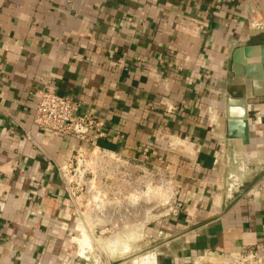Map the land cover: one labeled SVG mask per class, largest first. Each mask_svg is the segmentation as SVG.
Here are the masks:
<instances>
[{"label":"crops","instance_id":"1","mask_svg":"<svg viewBox=\"0 0 264 264\" xmlns=\"http://www.w3.org/2000/svg\"><path fill=\"white\" fill-rule=\"evenodd\" d=\"M257 22L264 0H0V264H83L57 168L97 144L173 174L184 202L164 230L185 256L264 260ZM43 89L79 99L107 136L36 125Z\"/></svg>","mask_w":264,"mask_h":264},{"label":"rangeland","instance_id":"2","mask_svg":"<svg viewBox=\"0 0 264 264\" xmlns=\"http://www.w3.org/2000/svg\"><path fill=\"white\" fill-rule=\"evenodd\" d=\"M97 154L98 152L96 155ZM96 155L92 158H90L89 155L85 160H81V162L75 159L70 166V169H78L86 172L85 176L87 178L86 185H79L78 176L80 173L78 171L76 175H71L70 177L71 187L76 189L77 194L80 195L77 199L83 220L76 235H74V242L77 245V251H80L83 264H213L203 257H187L182 253L180 246L178 249H175V245L168 243L167 239L169 236L166 234L168 231L164 229L171 223L169 222L170 220L168 223H165L170 217L168 211L173 201L169 193L171 184L169 185L164 182V180L160 181L159 176L154 175L150 177L149 172L152 170V166L146 165L145 167L142 163H140L141 165H136L135 163L139 162H135L133 164L131 163L129 168L128 166L127 168L123 166L121 167V171L115 170L114 172L115 174L124 175L129 178L131 185H134V182H137L138 179L142 177V179H152H150V182L152 181L150 183L151 186L147 185L142 187L144 191L149 188H156L153 194V197L156 199L145 200L144 205L148 203V210L150 209L149 211L146 210V213L147 215L149 212L152 214L148 215L149 218L146 219L147 222L145 220L143 223H140V225L139 222L136 221L140 220L143 214L142 211H140L141 216H139V213L137 214L139 216L138 219L136 214H134L135 216L133 214L131 216L126 211L121 210L123 209L122 207H118V210L109 215V222L106 225L93 226L91 220L98 219L99 215L93 213V209H95L92 200L94 191L91 190V186L94 185L97 188H101L105 193L109 192V183L104 184L98 182L99 186H97L94 180H98L99 177H103L104 175L106 176V173L111 170L109 166H106L103 162H99L100 160ZM102 179V181H104V178ZM115 201H117V199ZM106 202L107 201H104V203ZM113 204L115 203H112V205ZM127 215L130 217H127ZM127 218L129 221H127ZM126 222H128V224ZM80 239H82L83 243L80 242ZM179 244L181 245V243ZM216 264L229 263L221 261V263Z\"/></svg>","mask_w":264,"mask_h":264},{"label":"built area","instance_id":"3","mask_svg":"<svg viewBox=\"0 0 264 264\" xmlns=\"http://www.w3.org/2000/svg\"><path fill=\"white\" fill-rule=\"evenodd\" d=\"M226 1L227 0H214L216 5H221ZM253 25L258 28L262 26L264 27V23L259 22L254 23ZM256 112L259 116V121L264 119V106L258 108ZM33 121L36 125L42 128L53 130L63 135L76 137L81 140L90 141L93 142V144L98 139L105 138L107 136L105 121L96 112L93 110L83 109L81 101L72 95L60 94L50 89H43L39 91L36 112ZM26 134L28 137H30L28 132ZM97 152L98 154L96 155ZM89 155L90 158L96 155L100 162H103L106 166L110 167L111 170L106 173V176L104 175L103 177H99L98 180L94 181H96V185H98V182H102L104 184L109 183L110 190L106 193L113 194L116 197L127 194L126 188L131 185V182L129 181V178L125 177L124 175L115 174V170L121 171V167L123 166L124 168H127V166L129 168V165L135 162H139L135 163L136 165H141L140 163L144 164L143 162L133 160L129 157L118 155L112 150L100 148L98 144L95 145V148L90 151H85L77 147V149L74 150L73 154L64 163V165L58 167L57 170L65 184L67 194L69 195L71 201L78 207L79 205L77 198H79L80 195L77 194L76 189L71 187L70 177L71 175H76V172L78 171L80 173L78 176L79 185H86V172L80 171L78 169H70V166L73 160L76 159L81 162V160H85V158ZM144 166L146 167V164H144ZM149 174L150 177H153L154 175L159 176L160 181L166 180V183L169 185L171 184L169 193L173 201L172 206L168 211L170 217L165 221V223H168L169 220L178 215L183 207L184 196L182 189L176 183L173 174L169 171L163 169L161 170L152 166V170L149 172ZM102 178H104V181H102ZM134 183L137 184V182ZM135 184L131 186H135ZM234 186L235 185L232 184V187ZM93 187L94 185L91 186L92 190ZM142 187H145V184H143ZM98 189L102 191L101 188ZM120 191H122L123 194H120ZM223 261L226 263L228 262L229 264H264V260L260 256L258 250L254 247H244L239 252L230 253L224 257Z\"/></svg>","mask_w":264,"mask_h":264},{"label":"bare ground","instance_id":"4","mask_svg":"<svg viewBox=\"0 0 264 264\" xmlns=\"http://www.w3.org/2000/svg\"><path fill=\"white\" fill-rule=\"evenodd\" d=\"M100 162V161H99ZM99 168V167H98ZM101 169V168H100ZM98 169V170H100ZM100 172V171H98ZM98 175V174H97ZM146 176V175H145ZM143 178V177H142ZM142 178H139V180L137 181V184H135V186H128L126 189V192L127 194H123L122 191H120V194H123V195H120L118 197H121V198H117L116 196H114L113 194H108V193H105L103 191H100L98 188H96L94 186V189H93V195H92V200H93V205L95 207V209H93V213L94 214H98V219H92V224L93 226H103V225H106L109 221H108V217L110 214H112L114 211L118 210V207H122L123 209L121 210H124L126 211L129 215L132 216V214H138L139 213V216H141L140 214V211H142V216L140 217V220H136L140 223H143L146 219H148V215L151 214L149 212V214L147 215L146 213V210H148L149 208V205H147L148 203H146L147 205V208L145 209L146 205L145 204V200L147 199H156L154 198L153 194H154V191L155 189L154 188H149L147 189L146 191H144L142 189V186L143 184H145V186L147 185H150L151 186V182H150V179H142ZM152 180V179H151ZM165 182V180H164ZM153 184V183H152ZM157 184V183H156ZM99 186V185H97ZM167 189V188H166ZM92 190V189H91ZM103 190V189H102ZM125 193V192H124ZM144 193V194H143ZM148 193V194H146ZM127 195V196H126ZM157 196V195H156ZM155 196V197H156ZM158 197V196H157ZM117 199V201H115ZM144 199V200H143ZM158 199V198H157ZM162 200V199H161ZM104 201H107L106 203H104ZM147 202V201H146ZM150 202V201H149ZM159 202V201H158ZM112 203H115L112 205ZM105 204V206H104ZM151 206V205H150ZM153 207V206H152ZM119 209V210H120ZM91 210V209H90ZM145 210V211H144ZM150 210V209H149ZM148 210V211H149ZM145 214H144V212ZM130 212V213H129ZM129 215H127V217H130ZM152 215V214H151ZM135 216V215H134ZM139 216L137 215L138 219H139ZM99 217H102V218H99ZM137 219V218H135ZM134 219V220H135ZM110 220V219H109ZM127 221L128 218H127ZM123 222V221H122ZM147 222V220H146ZM128 224V222H126ZM123 224V223H122ZM126 224V225H127ZM141 225V224H140ZM138 225V226H140ZM93 228V227H92ZM94 229V228H93ZM118 229V228H117ZM120 230V229H119Z\"/></svg>","mask_w":264,"mask_h":264},{"label":"water","instance_id":"5","mask_svg":"<svg viewBox=\"0 0 264 264\" xmlns=\"http://www.w3.org/2000/svg\"><path fill=\"white\" fill-rule=\"evenodd\" d=\"M254 84H255L254 94L256 96H264V90L261 89L260 81H258V79H257V80L254 81Z\"/></svg>","mask_w":264,"mask_h":264}]
</instances>
